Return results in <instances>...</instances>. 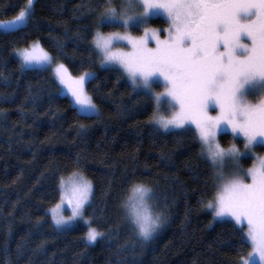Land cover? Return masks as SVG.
I'll list each match as a JSON object with an SVG mask.
<instances>
[{
	"label": "trees",
	"instance_id": "obj_1",
	"mask_svg": "<svg viewBox=\"0 0 264 264\" xmlns=\"http://www.w3.org/2000/svg\"><path fill=\"white\" fill-rule=\"evenodd\" d=\"M26 4L0 0V21ZM120 4L34 0L30 22L0 30V264H239L249 253L240 227L206 208L216 191L214 171L195 131L154 127L152 94L134 90L121 70L101 68L100 55L90 51L98 30H122L100 21ZM78 35L86 38L73 43ZM32 41L72 75H95L86 92L98 117L78 113L49 70L21 69L13 52ZM220 139L225 145L231 136ZM76 171L93 186L84 215L103 236L92 244L85 224L59 229L48 213L60 200V181ZM138 184L152 190L166 217L148 241L126 219L124 205Z\"/></svg>",
	"mask_w": 264,
	"mask_h": 264
},
{
	"label": "snow or ice",
	"instance_id": "obj_2",
	"mask_svg": "<svg viewBox=\"0 0 264 264\" xmlns=\"http://www.w3.org/2000/svg\"><path fill=\"white\" fill-rule=\"evenodd\" d=\"M132 4L133 0H127L124 9H130ZM139 4L145 16L151 9L167 13L171 26L166 38L161 39L155 32L149 35L147 30L140 39L127 34L105 37L97 32L90 51L102 56L104 70L122 69L134 90L150 95L154 84L162 82L165 93L155 96V100L160 110L173 111L170 117L161 116L154 123L165 132L195 127L201 156L206 155L214 169L216 195L206 208L212 210L214 219L230 217L240 226L238 231L246 226L247 240L264 261V158L247 171L239 164L255 145L264 144V0H139ZM126 14L108 7L101 23ZM33 15L34 0H27L15 19L0 24V28L11 32L26 20L30 22ZM137 19H123L122 26L127 28ZM85 38L78 35L73 43ZM150 40L155 42L154 48L149 46ZM120 41H126L131 51L121 50ZM16 55L22 70L26 66H37L38 72L51 68L55 79L79 106L78 113L100 115L85 90L90 79L96 78L93 73L74 78L63 63L52 68L54 58L39 43L30 50H17ZM217 110V115L210 114ZM223 126L230 128L234 137H243L244 153L235 146L221 148L216 133ZM229 162L231 170L226 171ZM68 184L72 195H66V185L61 180V203L50 209L57 228L82 219L85 205L94 194L92 184L79 174H74ZM205 190L209 191L207 182ZM151 191L143 186L134 188L124 205L126 219L143 241L151 239L166 222L163 212L156 210L158 203L149 199ZM65 199L71 209L67 219L60 214ZM198 203L203 204V198ZM98 236L103 234L90 228L87 240L94 242Z\"/></svg>",
	"mask_w": 264,
	"mask_h": 264
},
{
	"label": "rangeland",
	"instance_id": "obj_3",
	"mask_svg": "<svg viewBox=\"0 0 264 264\" xmlns=\"http://www.w3.org/2000/svg\"><path fill=\"white\" fill-rule=\"evenodd\" d=\"M126 4H127V0H121V4H120L118 10L116 9L117 13H122V12L126 11V13H127L126 15L118 16V18L116 20H114V21L113 20H108V19L104 20L105 23H114V22L118 23V25L120 27H122V30L120 29V30H117V31H112V32H107V33H102V32H100V30H98L97 32H100L105 37L110 36L112 34H119V35H126L127 34V35L131 36L134 39H140V38H143L145 36V31L147 30L149 35H151L153 32H155L157 35L160 36L161 39L166 38V36H167V31L166 30L170 28L171 21L169 20L167 13H165L163 11V9H151V10L148 11V15L145 16L144 15L145 9H144V7L142 5L139 4V0H133L132 7L130 9H124V5H126ZM29 11H30V9H29ZM16 16H14L13 18H10L8 20L0 21V24H6L7 22L14 20ZM128 17H137L139 19L135 20L134 22H131L127 28H124L122 26V20L123 19H127ZM153 17L154 18L155 17H160L164 22L163 23L159 22V23H156V24H149L148 23L149 19H151ZM141 21H143V22H141ZM0 30L4 31L3 28H0ZM96 33L94 35V38L96 36ZM94 38H93V43H94ZM36 43H39V42L38 41H32L28 46L22 47V48H17V49L14 50L13 54L18 59L19 63H20L19 57L16 55L17 50H21V49H25V48H28L30 50L31 47L33 45H35ZM119 45L121 47V50H123V51H131V48H130V46L127 45L126 41H120ZM149 46L154 48L155 47V42L150 40ZM100 59L102 60V56L101 55H100ZM56 64H57L56 62H53L52 63V68H54L56 66ZM25 68H37V66H26ZM49 71L52 74V76L55 78L54 73H53L51 68H49ZM121 71L123 73L122 69H121ZM85 73H88V72H85ZM83 74L72 75L70 73V75L72 77H74V78H77V77H79V76H81ZM124 75H125V78L130 82V80L127 78V75L126 74H124ZM58 83H59V81H58ZM159 85L162 86V82ZM59 86H60V89H59L60 93L65 95L66 97H68V99L70 100L71 104L76 109H78L79 106L75 105L74 101L72 100L71 96L67 93V90L64 88V86L60 85V84H59ZM161 89H162V91H159V92H157L155 90H153L154 92L152 91L151 94H152L154 100H155V96L160 95L161 93H165V88L163 86H162ZM85 90H86V85H85ZM155 102H156V108H155V112H154V115L152 117L151 123H152V125L154 127H157L158 129H161V131H165L162 128H160L158 125H156L154 122H155V120L159 119L161 116H164L166 118L170 117L171 114H172L173 109L169 108L168 111L164 114L162 112V110H160V105L157 103L156 100H155ZM79 113L83 114V115H89L87 112H79ZM210 114L217 115L218 114V110L217 111H211ZM191 128L195 131V134H196V136H197V138L199 140V135L196 132L195 127L191 126ZM183 129H185V128H183ZM170 130H177V129H170ZM223 133H228L231 136V139H229V142L227 144H225V145L222 144L221 139H220V136ZM216 141L220 144L221 148H223L225 150L235 146L238 149V151L241 152V153H244L246 151L245 147H244V143L242 142L243 141V137H241V136H235L234 137L231 129L228 128L227 126H223L217 131V133H216ZM204 156L207 159V156L206 155H204ZM259 158H264V144L255 145L250 150V152H248L247 157L240 159L239 160L240 167L242 169H244L245 171H247L248 169L253 168L254 166L258 165ZM209 163L211 165L210 161H209ZM231 166H232L231 162H229V164L226 167V171L231 170ZM212 170L214 171L213 168H212ZM74 174H79V175L83 176L84 179L89 181L79 171L73 172L69 176H67L64 179H62L65 182V185H66V189L65 190H66V195L68 197H70L72 195V193L70 191V184H68V182L72 179ZM248 182H250V180ZM139 186L146 187V186H144L142 184H138V185L134 186L132 188V190L130 192V195H129L128 199L126 200V202L133 195V189L136 188V187H139ZM146 188H148V187H146ZM60 192H61V181H60ZM215 195H216V191H215ZM215 195H214V197H215ZM149 199L151 201V193H150ZM60 203H61V197H60V200L54 206H52L50 209H52L53 207H55L57 204H60ZM85 207H86V205H85ZM50 209L48 210V213L50 215V219H51L53 225L56 227L55 223L52 220V215H51ZM60 214L63 215L65 217V219H67L69 216H71V209L69 208V206L67 204V199H65L64 203L61 206ZM217 218H219V219H227V220L232 221L235 224V221L232 220L230 217H217ZM78 223H83V224H85L87 226V233H88L89 229L92 228L91 225L89 224V220L83 214V218L82 219L81 218H77V220H75L73 222H70L68 224H65V225L61 226L59 229H67V228L75 226ZM236 226H238V225H236ZM238 227H240V226H238ZM247 231H248V229L245 226L242 229V232H243V235H244V239L250 245V250H249V253L245 257H243V258H241L239 260V264H246V262H249V264H264V261H260L259 253L255 250V248L253 247L251 242L247 240ZM87 233H86V240H87ZM136 233H137V230H136ZM87 242L92 244L95 241L94 242H89L87 240Z\"/></svg>",
	"mask_w": 264,
	"mask_h": 264
}]
</instances>
